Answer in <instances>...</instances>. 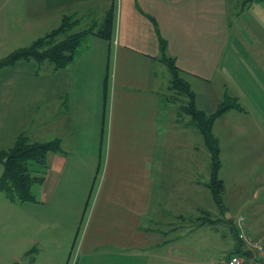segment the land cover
<instances>
[{
  "label": "crops",
  "instance_id": "crops-1",
  "mask_svg": "<svg viewBox=\"0 0 264 264\" xmlns=\"http://www.w3.org/2000/svg\"><path fill=\"white\" fill-rule=\"evenodd\" d=\"M64 14L78 17L82 28L102 27L110 14L111 36L88 35L74 61L56 71H38L30 60L0 68V149L22 133L59 143L48 154L44 180L31 187L35 201L0 196L3 263L68 264L74 253V264H195L180 238L210 225L207 216L218 206L206 185L209 152L169 101L164 59L172 57L185 74L199 109L201 98L211 112L226 94L245 103L219 116L212 132L215 122L224 126V148L216 137L220 160L242 157L239 180L259 174L264 0H2L0 58L45 34ZM249 141L261 153L248 149ZM220 171L228 173L222 160ZM220 179L224 204L237 178ZM251 195L257 199L260 192ZM206 200L213 210L202 207ZM233 251L244 264H257L242 243Z\"/></svg>",
  "mask_w": 264,
  "mask_h": 264
},
{
  "label": "trees",
  "instance_id": "trees-1",
  "mask_svg": "<svg viewBox=\"0 0 264 264\" xmlns=\"http://www.w3.org/2000/svg\"><path fill=\"white\" fill-rule=\"evenodd\" d=\"M79 18L72 14H64L60 23L49 32L40 36L28 45L11 51L0 58V68L20 60L34 61L38 71H56L70 65L84 49L88 35L95 34L110 38L112 18L109 14L102 21V27L93 30L91 27L79 28ZM169 71V101L178 104L179 117L187 116L189 124L201 135L203 143L210 155L209 180L206 185L216 205L223 209L225 190L222 179L218 176L221 166L219 142L212 132L216 118L230 108H240L237 97L226 94L211 112L199 109L195 104V93L185 74L180 70L172 57L164 59ZM59 149L57 140L46 142L30 141L23 133L14 142L0 149V193L13 203L35 201L31 190L35 183L44 180L48 168V154Z\"/></svg>",
  "mask_w": 264,
  "mask_h": 264
},
{
  "label": "rangeland",
  "instance_id": "rangeland-1",
  "mask_svg": "<svg viewBox=\"0 0 264 264\" xmlns=\"http://www.w3.org/2000/svg\"><path fill=\"white\" fill-rule=\"evenodd\" d=\"M2 0H0L1 2ZM57 22V23H56ZM50 28L53 29L60 23L59 20L56 21ZM82 22L76 29L82 28ZM89 24V23H88ZM87 24V25H88ZM250 28L254 29L251 24H248ZM242 27L239 37L243 39L246 36V33L249 32V28ZM245 26V25H244ZM48 28V27H47ZM45 29V34L49 32L51 29ZM99 28L98 24H95L94 27H92L93 30H97ZM47 30V31H46ZM245 30V31H243ZM253 31V30H252ZM44 33L41 35L43 36ZM256 35V34H255ZM242 43V42H241ZM243 45V44H242ZM245 46V45H243ZM245 51H247L246 48H244ZM239 51L241 54L244 51ZM169 72V71H168ZM230 84V83H229ZM230 88L234 89L236 87L235 84L231 83L228 85ZM214 87L215 91L220 90V85L217 82H214L212 85V88ZM237 88L240 89L239 85H237ZM242 89V86H241ZM200 90H203L201 87L197 86L195 89V92H200L201 97H204V91L201 92ZM244 93V92H243ZM246 94V93H245ZM264 95V88L262 90L261 95ZM200 100V108L204 109V111L210 112L209 108L211 105L206 104V101H204V98H201ZM242 100V99H241ZM240 104L245 103L243 101H239ZM174 105V103H173ZM251 107L248 106L247 109ZM209 108V109H208ZM219 120V118H216V122ZM213 128V134L214 137H218L219 135L224 134V126L220 125L218 128L216 126ZM226 127H231L230 124H227ZM223 128V129H222ZM235 133V132H234ZM225 136V135H224ZM249 140V139H248ZM220 146L222 148L225 147V139H219ZM236 144L238 141H234ZM243 145V144H242ZM248 149L253 150L255 153H261V148L257 144L253 143L252 141H249V144L247 143ZM264 150V149H263ZM242 157L239 155V153H236L231 161L226 163L225 157H221L222 164L228 169L223 172H219V177L223 178L224 181L228 182L235 180L236 185L232 189V193L229 194L228 198H225L224 202V208L220 212L219 207L218 209L214 210L216 214L212 213L208 214L207 218H210L212 221L210 225H203L200 227H197L194 229L189 235H185L184 237H181L180 239L183 240V243L186 247L190 248V256L191 258L190 262H195V264H215L214 262L220 259H223L227 257L228 255L234 253L233 248H235L237 245L240 244L239 238L237 237V226H236V218L243 213L245 216V228L248 233L254 234L255 236H258L264 240V186L259 187L257 184L260 182V178L263 175L264 171V165L259 163L258 165H255L254 170L260 171L258 173H249L250 171L244 170V173L247 175L249 179L246 181L239 180L238 177H240L243 173L240 171L241 164L238 162ZM260 161V157L257 158L255 156V164ZM238 162V163H236ZM231 164V165H230ZM251 168V166H249ZM264 178V177H263ZM247 183V186H246ZM242 187V188H241ZM257 189V190H256ZM243 191L244 194L239 195V191ZM253 191H259L260 196L257 199H254L252 197ZM0 196L2 198H5L4 194L0 193ZM13 206V205H10ZM202 207L204 209H212V204H208L207 200L202 204ZM17 207H15L16 209ZM17 210V209H16ZM0 212H4L3 209L0 208ZM9 212H15L14 209L9 208ZM218 217L220 219H218ZM9 222V221H8ZM2 228V225L0 224V230ZM172 236H170L171 238ZM0 241H2L0 239ZM71 259H69L68 264L72 263V260L74 257V253L71 255ZM3 257L0 253V264L3 263ZM4 264V263H3Z\"/></svg>",
  "mask_w": 264,
  "mask_h": 264
},
{
  "label": "built area",
  "instance_id": "built-area-1",
  "mask_svg": "<svg viewBox=\"0 0 264 264\" xmlns=\"http://www.w3.org/2000/svg\"><path fill=\"white\" fill-rule=\"evenodd\" d=\"M237 237L240 243L251 255L252 261L264 264V240L254 234L248 233L245 228V216L240 214L236 218ZM74 258L71 264H74ZM223 264H244V258L238 253L230 254Z\"/></svg>",
  "mask_w": 264,
  "mask_h": 264
}]
</instances>
